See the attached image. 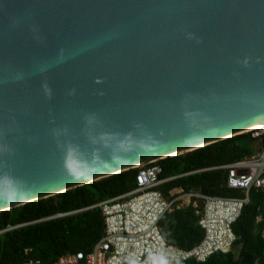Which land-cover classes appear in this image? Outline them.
Wrapping results in <instances>:
<instances>
[{
    "label": "water",
    "instance_id": "obj_1",
    "mask_svg": "<svg viewBox=\"0 0 264 264\" xmlns=\"http://www.w3.org/2000/svg\"><path fill=\"white\" fill-rule=\"evenodd\" d=\"M264 127V0H0V213Z\"/></svg>",
    "mask_w": 264,
    "mask_h": 264
},
{
    "label": "trees",
    "instance_id": "obj_2",
    "mask_svg": "<svg viewBox=\"0 0 264 264\" xmlns=\"http://www.w3.org/2000/svg\"><path fill=\"white\" fill-rule=\"evenodd\" d=\"M257 150L264 152V134L256 141L247 133L158 161L156 164L162 169L160 179H169L158 186V190L165 198L175 189L182 190L184 194L199 192L210 197L243 198L242 191L226 187L224 170L211 169L240 161ZM137 174L138 169H132L0 213V264H22L27 260L53 264L68 253H90L103 236L104 221L100 210L48 218L83 210L131 192L136 189ZM248 197L249 203L232 225L236 240L230 253L214 254L203 263L189 260L180 264H263L264 191L251 189ZM200 209V206L198 209L188 206L163 216L158 222V229L164 241L183 251L196 247L204 236L196 214ZM259 217L261 220L257 222Z\"/></svg>",
    "mask_w": 264,
    "mask_h": 264
},
{
    "label": "built area",
    "instance_id": "obj_3",
    "mask_svg": "<svg viewBox=\"0 0 264 264\" xmlns=\"http://www.w3.org/2000/svg\"><path fill=\"white\" fill-rule=\"evenodd\" d=\"M249 134L253 140L259 141L264 127ZM217 169L225 171L226 187L242 191L243 198L210 197L199 192L184 194L180 189L170 191L165 198L158 186L169 179H160L161 167L150 163L138 168L135 190L83 210L48 218L98 209L104 221L103 236L90 253H68L53 264H180L189 260L203 263L214 254L230 253L236 240L232 225L249 203V191H264V152L257 150L240 161L211 170ZM188 206L201 207L196 214L204 236L192 250L183 251L164 241L158 222L166 214ZM22 264L42 263L27 260Z\"/></svg>",
    "mask_w": 264,
    "mask_h": 264
},
{
    "label": "crops",
    "instance_id": "obj_4",
    "mask_svg": "<svg viewBox=\"0 0 264 264\" xmlns=\"http://www.w3.org/2000/svg\"><path fill=\"white\" fill-rule=\"evenodd\" d=\"M256 220H257V222H259L261 219H260V217H259V218H257Z\"/></svg>",
    "mask_w": 264,
    "mask_h": 264
},
{
    "label": "bare ground",
    "instance_id": "obj_5",
    "mask_svg": "<svg viewBox=\"0 0 264 264\" xmlns=\"http://www.w3.org/2000/svg\"><path fill=\"white\" fill-rule=\"evenodd\" d=\"M258 128H261V127H257L256 129H258Z\"/></svg>",
    "mask_w": 264,
    "mask_h": 264
},
{
    "label": "rangeland",
    "instance_id": "obj_6",
    "mask_svg": "<svg viewBox=\"0 0 264 264\" xmlns=\"http://www.w3.org/2000/svg\"><path fill=\"white\" fill-rule=\"evenodd\" d=\"M237 249H239V248H237Z\"/></svg>",
    "mask_w": 264,
    "mask_h": 264
}]
</instances>
